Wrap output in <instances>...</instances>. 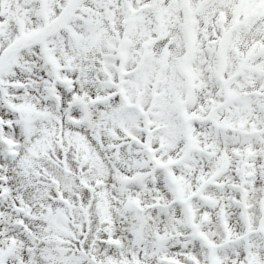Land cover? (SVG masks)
I'll list each match as a JSON object with an SVG mask.
<instances>
[{
  "label": "snow or ice",
  "instance_id": "1",
  "mask_svg": "<svg viewBox=\"0 0 264 264\" xmlns=\"http://www.w3.org/2000/svg\"><path fill=\"white\" fill-rule=\"evenodd\" d=\"M0 264H264V0H0Z\"/></svg>",
  "mask_w": 264,
  "mask_h": 264
}]
</instances>
